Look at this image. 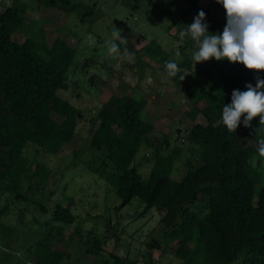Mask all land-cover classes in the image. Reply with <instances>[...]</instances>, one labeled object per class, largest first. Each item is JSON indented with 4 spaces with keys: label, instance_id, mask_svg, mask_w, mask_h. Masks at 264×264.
<instances>
[{
    "label": "rangeland",
    "instance_id": "1",
    "mask_svg": "<svg viewBox=\"0 0 264 264\" xmlns=\"http://www.w3.org/2000/svg\"><path fill=\"white\" fill-rule=\"evenodd\" d=\"M45 2L0 0V11L7 6L21 10L24 22L12 35L17 42L34 36L50 45L60 37L76 48L67 71L68 88L58 94L77 107L82 118L72 139L56 154L26 144L23 155L31 174L23 180L27 200L18 201L0 187V264H36V242L43 238L52 248L65 251L60 264H113L110 252L122 257V264H179L176 245L163 238V210L146 209L137 197L120 206L112 168L102 162V154L89 140L98 124L97 111L111 94L144 98L142 117L154 127L146 134L133 165L146 178L159 141L162 152L172 156V176L179 180L190 165L198 163L199 149L187 140V132L195 122H206L199 113L192 118L193 104L222 74H231L232 62L212 58L195 65L192 54L198 45L190 35L181 41L180 32L198 14L186 13L190 5L184 0H69L71 12ZM199 7L208 13L203 21L209 26L207 35L222 33L227 23L223 5L200 0ZM116 27L139 49L137 56L120 47L119 56L109 55L106 42ZM150 40L158 46L146 53L144 45ZM183 59L190 61V67L178 66V74H189L177 83L167 75L165 65ZM53 118L61 120L55 114ZM259 137L264 138V129ZM249 143L256 141L249 139ZM250 161L262 176L260 188L264 185V157L255 154ZM42 170L49 172L44 182ZM56 204L71 210L75 215L72 224L53 219ZM95 238L100 241V253L89 251ZM155 243L158 248L153 247ZM246 257L243 252L230 264H247Z\"/></svg>",
    "mask_w": 264,
    "mask_h": 264
},
{
    "label": "trees",
    "instance_id": "2",
    "mask_svg": "<svg viewBox=\"0 0 264 264\" xmlns=\"http://www.w3.org/2000/svg\"><path fill=\"white\" fill-rule=\"evenodd\" d=\"M186 13L199 14L200 0H184ZM47 5L71 12L69 0H46ZM24 16L19 8L7 6L0 11V187L14 194L18 201L27 200L23 180L28 174V160L23 155L27 143L56 154L68 143L82 112L58 94L68 88L67 71L76 48L60 37L50 45L29 36L22 42L12 39ZM119 47L137 56L139 49L128 40ZM158 46L155 40L144 45L146 53ZM178 66L188 69L190 61ZM231 74L222 76L193 104L192 118L201 114L205 123L195 122L186 138L199 149L198 163L190 165L179 179L172 176L174 160L154 145L156 155L144 178L133 165L139 147L153 124L142 117L145 99L133 94H111L97 111L98 124L89 140L90 146L102 154L116 178L115 192L120 206L137 197L146 209L163 210L160 222L163 238L175 244L174 255L179 264H230L245 252L247 264H264V185L262 176L250 158L259 154V133L241 123L231 133L222 122V111L231 103L235 89L246 91L255 86L264 70H249L243 64L231 63ZM180 83V75L173 77ZM183 81V80H182ZM53 114L61 118H53ZM246 115V114H245ZM259 126V116L252 121ZM254 139V145L249 143ZM264 139V138H262ZM44 182L49 172L42 170ZM42 211H46L41 206ZM53 219L65 225L75 221L71 210L56 204ZM89 251L100 253L95 238ZM39 258L36 264H60L65 251L52 248L41 239L36 242ZM158 248L157 243L154 244ZM113 264L124 259L110 252ZM107 263V260L104 261Z\"/></svg>",
    "mask_w": 264,
    "mask_h": 264
},
{
    "label": "clouds",
    "instance_id": "3",
    "mask_svg": "<svg viewBox=\"0 0 264 264\" xmlns=\"http://www.w3.org/2000/svg\"><path fill=\"white\" fill-rule=\"evenodd\" d=\"M223 5L226 11L227 23L222 33L207 35L208 24L204 23L206 13L203 10L194 17L187 29L180 32L181 41L186 36L197 43L198 49L192 54L196 65L198 62L217 61L227 59L229 62H239L249 70H264V0H216ZM122 30L115 28L107 41L109 55H120L119 40L125 43L127 38L122 36ZM179 51L176 56L179 57ZM167 75L175 77L181 73L175 61H168L165 65ZM180 80H184L188 72H183ZM247 90L235 89L232 93L231 103L224 105L222 122L231 133L236 132L241 123L252 131L264 129V78L257 77L255 86L246 85ZM246 114V115H245ZM259 116V126L253 128L252 121ZM259 155L264 157V139L259 141L257 149Z\"/></svg>",
    "mask_w": 264,
    "mask_h": 264
}]
</instances>
